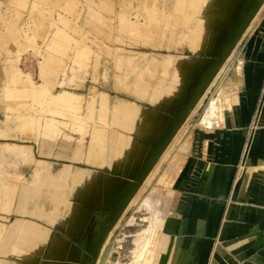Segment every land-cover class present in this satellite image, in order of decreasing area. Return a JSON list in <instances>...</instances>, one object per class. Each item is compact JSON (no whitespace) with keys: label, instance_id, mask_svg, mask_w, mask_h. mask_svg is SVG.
<instances>
[{"label":"crops","instance_id":"1","mask_svg":"<svg viewBox=\"0 0 264 264\" xmlns=\"http://www.w3.org/2000/svg\"><path fill=\"white\" fill-rule=\"evenodd\" d=\"M91 1L98 7L101 4V0ZM105 1L113 6L112 0ZM124 1L131 3L137 17L133 24L142 23L148 14L174 13L176 24L170 25L176 34L171 37L170 30H161L149 39L136 36L154 52L119 53L115 88L110 91L128 92L133 99H111L108 93L109 109L101 112L108 113L106 119H94L84 139L44 138L30 144L38 176L33 174L22 185L7 211L0 208V264H87L91 260L89 246L98 227L195 90L207 68L208 52L217 42L216 33L232 24L249 4L243 8L247 0ZM197 15L199 22L191 38L194 51L188 47L185 27ZM123 20L130 24L126 17ZM166 22L160 19L159 28ZM252 29L241 57L240 87L221 119L211 127L197 126L183 134L181 127L133 197L150 178L154 182L147 196L162 187L172 196L160 210L148 206L154 220L163 213L160 225L152 231L150 264H264V12ZM167 59L170 64L162 63L167 68L150 66L151 61ZM143 76L149 89L142 93L144 84L136 92L135 82ZM79 100L69 91L53 97L54 102L67 105ZM115 133L119 134L114 137L115 146L124 152L121 155L110 148ZM186 141L189 149L182 147L183 156L174 167ZM62 170L68 174L63 182L68 189L75 188L76 199H61L66 196L60 193L59 199H52L47 193ZM79 173L85 178L76 180ZM3 194L8 197L6 191ZM132 200L109 232L97 264L119 262L120 254L108 247ZM148 232L149 228L140 231L136 242Z\"/></svg>","mask_w":264,"mask_h":264},{"label":"rangeland","instance_id":"2","mask_svg":"<svg viewBox=\"0 0 264 264\" xmlns=\"http://www.w3.org/2000/svg\"><path fill=\"white\" fill-rule=\"evenodd\" d=\"M166 1L168 4L169 0ZM112 2L113 6L108 7L107 2L101 0L98 7L91 0H0L1 209L7 211L9 201L16 199L22 185L32 178L33 174L35 175L34 155L30 144L38 143L44 138L84 139L94 119L101 121L106 119L108 113L102 115L101 112L106 107L109 109L108 93L111 94V99L116 96L133 99V95L128 92L110 91L115 88L114 77L120 63L117 59L119 53L134 55L154 52L150 44H145L137 37L149 39L161 30L162 32L170 30V36H175L176 32L174 30L172 34L170 25L175 23L174 13L148 14L142 23L133 24L137 17L131 11V3L124 0ZM263 12L264 10L260 12L259 19ZM125 17L127 22L130 20V24L123 20ZM162 18L167 22L164 27L159 28L158 21ZM198 22L199 15L194 16L185 27L188 47L194 51L197 50L191 45V38L195 35ZM152 24L158 27H153ZM178 24L182 25L181 22ZM251 31L242 34L229 47L216 74L211 77L199 99L182 118L180 126L183 127L180 131L182 134L187 129L197 126H213L201 124L200 118L205 113L214 90L221 82L220 73L225 66L231 64V61L242 57L247 36L254 32L253 29ZM219 35L216 33L217 42L214 44L217 56H220L219 50L224 46L221 43L222 38H218ZM163 62L171 63L170 59L151 61L150 66L153 64L154 67L157 65L167 68L169 65L163 66ZM177 63L184 62L179 60ZM181 79L184 77L178 78V81ZM135 83L136 92L145 87L144 84L147 87L143 88L144 91L142 89V93L149 89V81L144 76ZM64 91L72 92L80 100L74 105L54 102L53 97L61 95ZM33 94L38 95L33 97ZM102 96L104 101L101 99ZM153 99L155 100L154 97ZM121 101L124 100L119 102ZM113 119L116 123L115 113ZM118 135L116 133L111 135L110 148L112 153L121 155L124 152H121L120 147L115 146L114 142V137ZM188 144L189 141H186L181 146L174 167H177L179 159L183 156L182 147L185 145V148L189 149ZM175 145L176 143L172 149ZM171 168L170 166L169 169ZM79 174L76 180L85 178V174L83 176ZM67 175V172L62 170L60 176L54 180L52 190L47 192L52 199H59L58 193L66 196L61 199H76L73 197L75 188L68 189L63 182ZM35 176H38V172ZM44 177L49 178V175ZM151 179L138 192L137 198H132L125 220L117 226L111 236L108 249L120 254L119 262L111 264H137L135 251L139 232L156 227L148 206L152 204L154 208L160 210L164 207V200L172 198L166 191L167 188L163 187L155 189L147 196L152 188V181L154 182V178ZM3 191L7 192L8 197H4ZM145 196L147 197L142 199ZM159 216L163 217V213L159 212ZM115 240V244L118 245H113ZM141 264H146L145 260L142 259Z\"/></svg>","mask_w":264,"mask_h":264},{"label":"water","instance_id":"3","mask_svg":"<svg viewBox=\"0 0 264 264\" xmlns=\"http://www.w3.org/2000/svg\"><path fill=\"white\" fill-rule=\"evenodd\" d=\"M248 2L249 3L251 2L255 7L251 16L253 17L254 13L255 12L257 13V11L261 8L264 0H247V2H245V4L243 5V8L246 6ZM240 13L241 11L239 12L237 19L232 24L225 25L220 29L222 33L220 32L218 38H222L221 43L224 44V46H222L221 49L219 50L220 56L216 55L217 49L215 48L214 45L215 43L212 44L208 52L209 59H208L207 68L204 74L202 75V77L198 80L196 88L192 92L190 98L186 101L184 106L174 114L172 127L160 139L159 146L157 147V149L146 157L136 177L132 179L130 185L118 198L116 205H114V207L102 220V224L98 227L95 238L89 246L91 251V260L87 264H97L100 258V250L102 249V246L104 245V242L109 232L112 230L118 218L126 209V207L128 206L129 202L132 200L136 192L142 186V184L144 183V181L152 171L153 166L160 159V157L167 149L174 136L177 134L183 120L182 118L186 115L187 112H189L191 107L199 99L202 91L207 86L211 77L214 74H216L218 66L224 61L226 54L229 51V47H231L234 44V42H236V39L244 33V28L238 27L240 15H241ZM251 17L249 18V20H251ZM233 31L234 33L232 34ZM215 60L220 62H215ZM205 76H207V79L204 80L203 78ZM104 259L105 256L101 258L102 261H104ZM114 259H116V256L114 257Z\"/></svg>","mask_w":264,"mask_h":264},{"label":"bare ground","instance_id":"4","mask_svg":"<svg viewBox=\"0 0 264 264\" xmlns=\"http://www.w3.org/2000/svg\"><path fill=\"white\" fill-rule=\"evenodd\" d=\"M254 8H255L254 5L250 2L240 16L238 27L244 28L243 34L249 31L250 28L253 27L255 23H257L260 16V12L264 10V2L261 8L257 11V13L255 12L253 17H251ZM250 17L251 20H249ZM230 63L231 64L225 66V68H223L222 72L220 73L221 78L219 79L221 80V82L218 85V87L214 90L212 99H210L211 101L208 107L206 108L205 113L202 114L203 116L202 118H200L201 124H206L210 126L218 122L221 119L222 114L226 109V107H228L231 104L234 94L238 91L240 87L241 78H242V69H243L241 57L239 58L237 57L236 60H233ZM203 79L204 80L207 79V76H205ZM161 219L162 218L157 216V218L153 221V223L156 224V226H158L160 225ZM154 230L155 228L149 230L148 234H145L142 237L141 242L137 241V247L138 246L140 247L139 251L137 252V259H136L137 264H141L142 259L145 260L146 264H150V260L153 256V244L151 242V235L153 234L152 231Z\"/></svg>","mask_w":264,"mask_h":264}]
</instances>
